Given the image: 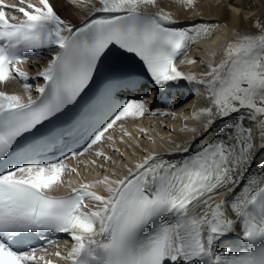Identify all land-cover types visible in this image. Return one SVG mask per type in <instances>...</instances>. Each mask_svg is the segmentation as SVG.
<instances>
[{"label":"snow or ice","instance_id":"6c2138e0","mask_svg":"<svg viewBox=\"0 0 264 264\" xmlns=\"http://www.w3.org/2000/svg\"><path fill=\"white\" fill-rule=\"evenodd\" d=\"M156 4L99 0V15L73 26L50 0H0V83L19 78L24 89V95L0 91V264L43 259L23 238L45 232L70 237L67 253H55L68 264H264V33L228 42L223 58L200 76L184 73L176 61L219 25L179 27L169 13L140 10ZM45 49L54 54L36 73L43 84L33 99V78L19 66ZM137 61L159 95L183 82L197 93L195 85H202L211 106L193 118H206L205 133L224 121L215 139L197 151L177 145L179 159L149 153L124 176L50 195L63 183L65 160L111 140L105 133L122 118L149 110L134 97L143 87ZM80 137L87 147L71 150ZM95 156L115 163L102 151ZM254 164L258 175L249 171ZM221 189L230 198L214 202ZM191 207L203 214L190 215ZM231 237L239 248L223 245Z\"/></svg>","mask_w":264,"mask_h":264},{"label":"bare ground","instance_id":"6f19581e","mask_svg":"<svg viewBox=\"0 0 264 264\" xmlns=\"http://www.w3.org/2000/svg\"><path fill=\"white\" fill-rule=\"evenodd\" d=\"M52 2L58 8V13L62 18H65L67 23L70 24L74 20L77 21L71 25H76L87 15L94 12L95 7L100 6L96 0H79L75 4L71 0H67L65 4L61 3L60 0H52ZM70 6H72L75 15L76 11L78 12L75 18H71L72 13L68 10ZM140 10L153 13L164 11L169 13L175 21L181 23L185 28H190L200 23H214L219 25L210 37L199 39L192 44L186 54L181 58L185 60L193 59L196 62L179 65V70L184 73H195L197 76L207 71V65L209 63H218L223 58V48L228 42L237 39L240 35H258L264 33V0H195L194 7L183 6L179 0H157L155 6H141ZM258 20H260V24ZM50 59L51 54L47 53L40 60L31 63L29 65L30 69L37 73L43 70L47 65V60L49 61ZM179 60L177 64H179ZM182 86L183 89L193 92V101L186 107L181 106L183 105L181 104L179 109L172 112H177L178 116L180 114L184 116V120H180L181 122L178 123L177 129L167 127L169 126L166 124L168 122H162L160 120L163 115L157 118L149 117L142 121L125 122L117 125L114 131L108 136L114 135V132L122 126L127 131L119 130L122 133L120 135L122 139L116 138L117 140L112 145L106 146L107 140H105L101 146L103 147L101 151L112 159H116V163H119L120 166L118 167L116 164L111 165L103 160L97 161L94 151H99L100 148H95L81 159V169L79 168L75 172H72L70 169L71 174L69 172V175L64 179L65 183L63 181L62 184L56 186L53 189V193L57 195L68 193L71 191V187H78L83 182H93L98 179H103L106 175L110 176V178L124 176L127 174L128 167L134 168L138 161H141L144 156L152 152L164 156L167 159H174L177 145L187 147L189 144H192V150L197 151L203 145L211 143L216 137L217 129L222 127L225 122L218 120L216 127L211 132H203L201 130V124L206 118L201 117L200 120H197L193 118V115L200 110H197V108L203 104L206 105L208 103V107L211 106V100L208 98V94L204 91L202 85H195L200 90L199 93L192 91L193 86L188 85L187 82H183L178 88L181 89ZM32 91L33 88L31 89ZM18 92L24 95L23 88H19ZM168 114H170V111L164 114L166 115L167 121L170 119L169 122H175L173 120L175 117ZM168 117L170 118L168 119ZM192 129H196V131H192ZM134 141L140 143V149L134 145ZM126 145L127 147H132L137 155H133L129 148H126ZM114 148H118L119 153L121 152L129 157L130 161H123L121 159L122 157L120 158L118 154L111 155V151ZM169 153H174V155H169ZM257 159L259 160V157ZM254 166L255 164L252 167ZM251 170L252 168L249 171L251 172ZM113 173H115V176L112 175ZM246 175L248 174L246 173ZM100 192L104 194L102 188ZM220 196L230 198V194L226 189H221L214 197V202H217ZM197 214H203L199 207ZM229 214L233 215L230 213V210ZM230 240V238L225 240L223 245L230 244ZM71 243L72 241L69 239V241L55 244L40 251L37 254V258L43 257V259H38L37 264H41V261L44 264H47L48 261H51L52 264H68L67 261L57 257L55 253L59 251L62 255H65L71 247Z\"/></svg>","mask_w":264,"mask_h":264},{"label":"rangeland","instance_id":"374dc122","mask_svg":"<svg viewBox=\"0 0 264 264\" xmlns=\"http://www.w3.org/2000/svg\"><path fill=\"white\" fill-rule=\"evenodd\" d=\"M77 12V11H76ZM195 13H196V11H194ZM78 13V12H77ZM261 22H262V20H261ZM258 23L260 24V20H258ZM207 103V102H206ZM207 105H208V103H207ZM192 109H193V105H192ZM182 115V114H181ZM182 117L184 118V116L182 115ZM137 147V146H136ZM130 148V147H129ZM138 148V147H137ZM139 149V148H138ZM111 153H115V151L114 152H111ZM134 155H135V153L134 152H132ZM118 155H120L119 157L123 160V161H129V159L127 160V157L125 156V155H123V156H121V152L119 153L118 152ZM111 161H115V160H111ZM111 165H113V163L112 162H109ZM114 164H116V166H120V164L119 163H116V161H115V163ZM108 169V168H107Z\"/></svg>","mask_w":264,"mask_h":264}]
</instances>
